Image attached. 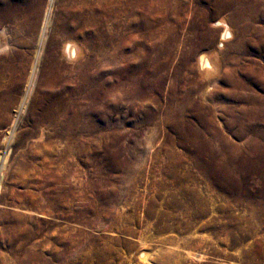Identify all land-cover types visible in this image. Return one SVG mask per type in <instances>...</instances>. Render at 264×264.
<instances>
[{"label": "rangeland", "instance_id": "obj_1", "mask_svg": "<svg viewBox=\"0 0 264 264\" xmlns=\"http://www.w3.org/2000/svg\"><path fill=\"white\" fill-rule=\"evenodd\" d=\"M60 2L0 0V264H264V0H105L73 35Z\"/></svg>", "mask_w": 264, "mask_h": 264}, {"label": "bare ground", "instance_id": "obj_2", "mask_svg": "<svg viewBox=\"0 0 264 264\" xmlns=\"http://www.w3.org/2000/svg\"><path fill=\"white\" fill-rule=\"evenodd\" d=\"M98 6H101L104 9L103 19H106L108 17V14L107 12H105V9L107 8V6L105 5V0H61L59 4L54 5V12L56 19H59L62 16L71 18V24H70L71 27L67 29L64 28L65 30L64 33L73 35V29L77 26L79 22L82 21V24L86 28L93 24L94 21H92V18L94 17L95 9L98 8ZM73 13H76V15H74ZM64 14H66L67 16ZM70 14L71 16H69ZM221 23L222 22H217L215 26L216 27L221 26ZM227 36H228V29L225 28L223 34L221 35L219 43L225 40ZM5 41L6 39L4 38V33L3 31H0V51H4L6 49ZM206 54L204 56H201L196 64L202 76L210 77L213 74H215L216 71L218 72V63L215 57L216 54L215 55L213 53H209L207 55ZM82 57H83L82 49L80 44L77 42V40L74 38H66L59 47V53L56 56V59L57 62L61 61L70 66H73L76 63L81 62Z\"/></svg>", "mask_w": 264, "mask_h": 264}]
</instances>
